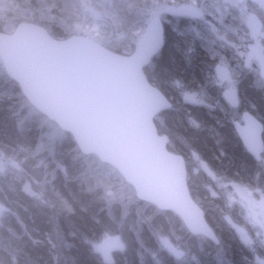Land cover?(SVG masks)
<instances>
[{
  "label": "trees",
  "instance_id": "16d2710c",
  "mask_svg": "<svg viewBox=\"0 0 264 264\" xmlns=\"http://www.w3.org/2000/svg\"><path fill=\"white\" fill-rule=\"evenodd\" d=\"M17 1L24 5L31 2V19L49 27L50 35L58 40L73 35L72 23L80 21L89 5L87 0ZM171 1V5L187 2ZM93 4L105 14L103 27L109 26L113 32L111 39L116 34L122 37L111 41L108 48L122 55L133 53L154 10L148 5L154 0H94ZM165 17L172 22L164 24L165 46L145 72L173 107L155 122L160 134L170 139L169 150L186 159L192 197L204 210L220 245L191 236L175 214L161 212L153 205L137 200L139 219L130 210L125 212L122 204L108 205L99 188L93 190L86 182L88 168L81 163L85 156L73 138L69 134L61 139L50 137V127L55 124L47 123L29 105L19 86L2 70L0 264H109L96 247L110 236L120 237L125 245L124 252L114 254V264H225L224 259H242L249 264L254 259L250 248L241 245L233 230L226 228L224 201L212 197L207 177L200 187L193 180L190 158L197 155L225 182L264 189L261 164L246 151L234 128L244 112H251L264 125V82L259 75L240 77L236 85L240 107L231 108L215 79L216 65L229 50L210 42L202 21ZM176 83L183 92L200 95L203 104L184 102L181 95H174ZM193 120L196 125H192ZM172 232L182 236L181 248L188 253V259L181 263L159 241L160 236L173 237ZM218 250L225 251L226 257L218 258Z\"/></svg>",
  "mask_w": 264,
  "mask_h": 264
},
{
  "label": "water",
  "instance_id": "95a60500",
  "mask_svg": "<svg viewBox=\"0 0 264 264\" xmlns=\"http://www.w3.org/2000/svg\"><path fill=\"white\" fill-rule=\"evenodd\" d=\"M163 13L196 21L203 18L199 9L186 4L167 7ZM154 15L129 56L84 36L58 40L44 27L22 22L11 34L0 33V59L6 75L20 87L30 106L70 134L82 155L95 156L114 167L141 203L175 214L189 234L218 246L220 240L187 184L185 158L169 150L168 136L161 135L154 122L173 106L145 72L165 46L162 13ZM250 19V26L256 29L255 54L264 81V48L259 41L262 25L255 15ZM227 75L228 69H219L220 81ZM225 97L232 108H239L235 91H228ZM234 128L247 152L260 162L264 125L247 112ZM123 250L119 239L108 249L110 254ZM113 261L110 255L107 262Z\"/></svg>",
  "mask_w": 264,
  "mask_h": 264
},
{
  "label": "rangeland",
  "instance_id": "374dc122",
  "mask_svg": "<svg viewBox=\"0 0 264 264\" xmlns=\"http://www.w3.org/2000/svg\"><path fill=\"white\" fill-rule=\"evenodd\" d=\"M170 1L171 0H154V4L148 5V7H153L154 10H152L151 15H149L150 17L146 25L154 18L156 12H163L169 6L179 7L185 4L193 5L202 11L203 18L197 21H202V24L207 28L206 34L210 42H212L214 46L215 44H221L230 52L229 55L220 57L216 65V85H218L217 87L222 91V97L225 100L226 97L224 96L227 91H235L238 96L236 88L238 78L242 76L245 78L250 75L252 76V74L256 76L259 72L258 64L255 63L256 65H254L253 61L250 69H245V65L242 64L240 58L243 53H250L256 49L253 41L254 33L251 32L252 30L249 27L250 15H258L260 21L264 24V3L257 5L251 0H187V2L182 5H171L172 1ZM93 2L94 0L86 1V4L89 5L84 7L85 12L81 16L80 21L72 23L71 31L73 35L87 37L108 48L111 41L116 39L120 40L122 37L120 34L114 32L117 36L111 39L113 32L111 33L109 31V26L103 27L105 21H103L102 18H104L105 14L102 13L101 7L94 8L95 4H93ZM30 4L31 2L28 3V5H24L22 1L17 0H0V32L11 34L22 22L40 25L38 22L34 23V20L31 19L34 17V5L31 4V7ZM166 15L168 14L162 15V21L164 24L166 23L170 26L172 22L169 18L165 17ZM112 20L115 21V19ZM42 27L50 34L49 27ZM142 34L140 33L139 38ZM231 39L233 40L232 42L230 41ZM261 42L264 43V31L262 33ZM116 44L117 43L113 45ZM221 68H230V73L223 82H221L218 77V70ZM2 70L4 71V67L2 69L0 68V73ZM181 88L180 83L174 84L173 94L181 95V99L184 102L190 103L189 99H195V104L200 106L203 104L200 95L197 93L189 94L188 92H183ZM31 113L33 114V112ZM243 114L244 113H241L239 121H242ZM46 122L48 123L50 121ZM191 123L192 125H196L194 120L191 121ZM50 128H52L50 137L61 139L66 135V133L62 132L56 126ZM74 155L75 159L79 158L76 154ZM81 163L88 168L87 174L84 177L86 182L93 190L99 188L101 198L108 205L113 206L122 204L123 206L121 208L124 211L125 209L130 210L134 218L139 219L142 216L141 210L136 204L138 199L135 197L136 195L133 187L124 181L114 167L107 166V164L102 163L95 156L85 157L82 159ZM190 163V170L191 174L194 175L193 180L195 183L200 187L203 184V179L206 180L207 177L208 188L211 190L212 197L224 201L227 211L225 216L226 228L233 229L236 235H238V238H240L242 245L250 248L255 256L254 259H256L255 264H264V189L243 186L237 184V182H225V180L217 177L211 170H208L195 154L193 157L191 155ZM259 163L261 164L259 170L264 173V154ZM126 214L127 213L123 215ZM172 235L173 237L163 238L160 236L159 241L165 249L177 256L178 261L181 263L183 262L182 260L185 261L188 259V253L181 248L182 243L180 240L182 236H177L174 232H172ZM119 238L118 236L105 238L96 247L98 252L102 253L104 258L107 259L109 247ZM216 255L218 258H222L221 256L226 257V252L218 250Z\"/></svg>",
  "mask_w": 264,
  "mask_h": 264
},
{
  "label": "flooded vegetation",
  "instance_id": "af4514ba",
  "mask_svg": "<svg viewBox=\"0 0 264 264\" xmlns=\"http://www.w3.org/2000/svg\"><path fill=\"white\" fill-rule=\"evenodd\" d=\"M251 1L253 3H255V4H257V5H261L262 3H264V0H251ZM252 15H256V14H251L250 16H252ZM256 16H257L258 22L262 25V33H263V31H264V24L262 23V21H260L258 15H256ZM249 27L252 30L251 32L254 33V38H255V35H256V32L255 31H256V29L253 26H250V23H249ZM261 38H262V34H261V37H260V42H261ZM262 45H263V48H264V43H262ZM256 50H257V47H256V49L254 51H252L250 53H243V55L240 58V60H241L242 64L245 65V67H244L245 69H250L252 61H253V64L254 65L258 64V66H259L258 75H259L260 79L262 80V78L260 76V61H259L258 57L255 54ZM246 58L249 59V62H245ZM226 69H228V68H226ZM229 73H230V68L228 69V75H229ZM218 77H219V70H218ZM239 80H240V78H238L237 83H239ZM225 96H226V94H225ZM231 230H233V229H231ZM233 232H234V235L238 237V235H236V232L234 230H233ZM239 242L242 245V242H241L240 238H239ZM243 246H245V245H243ZM107 255H109L108 252H107ZM225 260H226L225 261V264H237L236 263L237 260L239 261V264H246L245 261H243L242 259H225ZM255 260L256 259H251V262H249V264H255Z\"/></svg>",
  "mask_w": 264,
  "mask_h": 264
}]
</instances>
